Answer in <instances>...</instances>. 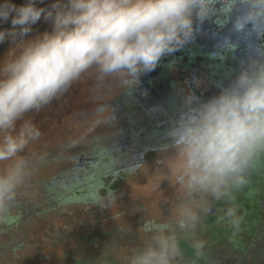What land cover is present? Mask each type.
Listing matches in <instances>:
<instances>
[{
	"label": "clouds",
	"instance_id": "obj_1",
	"mask_svg": "<svg viewBox=\"0 0 264 264\" xmlns=\"http://www.w3.org/2000/svg\"><path fill=\"white\" fill-rule=\"evenodd\" d=\"M220 0H55L37 7L36 0L17 6L0 3V30L18 54L0 58V220L15 207L19 189L30 175L22 155L42 132L31 119L64 95L81 76L95 69L97 79L118 78L130 87L154 70L162 57L194 38V17L203 22L217 13ZM232 31L248 42L250 55L218 95L203 100L189 92L164 135L158 161L170 185L180 193L172 214L146 225L142 245L122 257L123 264H195L187 261L182 241L193 255L204 256L206 241L198 229L213 214L214 204L233 232L240 230L236 193L249 183L264 157V0H223ZM221 8V9H222ZM221 9L219 11L221 12ZM41 17L52 25L30 38ZM227 19L224 23H227ZM255 37V40L253 39ZM11 47V48H12ZM237 45L226 41L225 50ZM10 48V49H11ZM132 170H135V167Z\"/></svg>",
	"mask_w": 264,
	"mask_h": 264
},
{
	"label": "rangeland",
	"instance_id": "obj_2",
	"mask_svg": "<svg viewBox=\"0 0 264 264\" xmlns=\"http://www.w3.org/2000/svg\"><path fill=\"white\" fill-rule=\"evenodd\" d=\"M10 2L21 6L28 0ZM54 2L36 0V5L49 7ZM11 27V17L0 21V30ZM51 28L41 17L26 38ZM11 47L7 39L0 43V58L18 54L19 45ZM172 76L182 98L189 92L198 96L209 89L207 81L191 72L176 70ZM140 81L141 77L126 87L118 78L97 79L95 69H91L67 93L39 112L26 115L42 135L22 154L31 161L30 175L16 201L24 214L18 224L0 232V264H123L122 257L147 238L146 225L172 214L180 193L170 185L167 169L158 163L164 155L159 149L167 141L148 147L144 135L137 138L133 134L137 129L144 132L151 121L161 120V127L166 124L156 98L152 104L143 102L148 96L136 89ZM138 98L142 99L139 106L135 104ZM203 99L207 100L208 94ZM174 115L176 118L177 113ZM105 163L111 167L95 199L58 205L47 197L46 185L83 179L90 171L87 164L93 170L103 166L105 173V167L110 166ZM252 199L262 200L261 210L243 212L238 205L243 222L235 233L226 223L217 222L222 215L218 209L224 204L215 203L213 214L197 230L198 238L207 242L204 256L195 258L193 249L188 248L190 243L183 241L188 244L183 246L186 260H195V264H263L264 190Z\"/></svg>",
	"mask_w": 264,
	"mask_h": 264
},
{
	"label": "flooded vegetation",
	"instance_id": "obj_3",
	"mask_svg": "<svg viewBox=\"0 0 264 264\" xmlns=\"http://www.w3.org/2000/svg\"><path fill=\"white\" fill-rule=\"evenodd\" d=\"M223 6V0H220L216 5L217 13L203 22L194 17V28L197 29L194 38L178 51L162 57L154 70L140 75V83H142L136 89H142L143 95L148 96L143 99V102L152 104L156 98L162 111L161 114L166 119V121L164 120L166 124L162 127L160 125L161 120H156L151 121L149 128H146L144 132L140 129L134 131L133 134L137 138L144 135V138L148 139L147 141L150 143L148 147L166 139L164 133L170 126V120L175 119L174 114L181 107L176 102L182 104L185 97V95L183 98L179 96L175 88L176 84L172 78L173 71L178 70L184 74L191 72L197 78L207 81L209 89L203 90L198 97L203 99L208 94L209 99L218 95L221 87L228 86L238 74L241 61L246 60L251 54L248 49V42L232 31L233 19L237 11L234 9L231 18H227L224 14L227 13L228 9L222 8ZM225 19H227V23H224ZM253 39L255 40V37ZM229 40L237 45L231 52L225 50L226 41ZM261 42L264 41H257V43ZM159 97L164 101L158 100ZM138 99L135 103L137 106L142 103L140 102L142 99ZM259 163H264V157Z\"/></svg>",
	"mask_w": 264,
	"mask_h": 264
},
{
	"label": "trees",
	"instance_id": "obj_4",
	"mask_svg": "<svg viewBox=\"0 0 264 264\" xmlns=\"http://www.w3.org/2000/svg\"><path fill=\"white\" fill-rule=\"evenodd\" d=\"M98 164V163H97ZM108 166L110 163H105ZM102 165V164H100ZM92 165L87 164L86 170H90L88 175H85L83 179H69V181L65 182H57L55 184H49L45 186V193L48 198H51L54 204L62 205V204H70L79 201H88L95 199L97 197L98 189L102 186L103 181L102 178L109 174V170L111 165L106 168V172L103 173V166H97L96 169H90ZM264 190V163H258L256 169L251 173L249 178V183L247 186L241 191L236 193V204L242 205L241 210L243 212L245 210H261L259 208V203L262 200H254L252 198L255 197L256 193ZM254 200V201H253ZM16 211L10 212V214L3 220L4 226L0 229V232L6 231L7 228L15 226L18 224L23 217L22 206L16 204ZM230 228V227H229ZM220 229V228H218ZM225 229V228H224ZM227 229V228H226ZM188 246L187 243L182 241V247ZM191 246H188V248ZM192 252V248L190 250ZM209 257V256H208ZM208 260V259H207ZM216 264V263H214Z\"/></svg>",
	"mask_w": 264,
	"mask_h": 264
}]
</instances>
